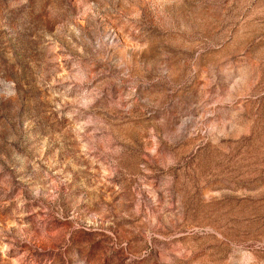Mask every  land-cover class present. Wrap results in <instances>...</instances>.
<instances>
[{"label":"rangeland","instance_id":"rangeland-1","mask_svg":"<svg viewBox=\"0 0 264 264\" xmlns=\"http://www.w3.org/2000/svg\"><path fill=\"white\" fill-rule=\"evenodd\" d=\"M0 264H264V0H0Z\"/></svg>","mask_w":264,"mask_h":264}]
</instances>
